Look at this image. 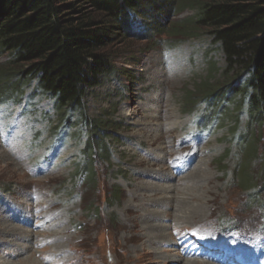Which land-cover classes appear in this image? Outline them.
Returning a JSON list of instances; mask_svg holds the SVG:
<instances>
[{
	"label": "rangeland",
	"instance_id": "obj_1",
	"mask_svg": "<svg viewBox=\"0 0 264 264\" xmlns=\"http://www.w3.org/2000/svg\"><path fill=\"white\" fill-rule=\"evenodd\" d=\"M193 7L166 14V30L195 16ZM108 52L132 76L109 77L81 112L58 110L34 82L26 83L23 95L14 92L0 102V262L264 264V125L255 123L235 94L197 105L195 100L193 110L188 105L201 96L210 65H225L209 33L149 37L141 30L120 38ZM23 67L0 55V70ZM210 83L225 90L238 84L220 75ZM100 121L114 126L107 155L87 146L92 123ZM249 135L258 139L250 164ZM90 154L97 179L91 189L79 180ZM178 167L185 168L183 174ZM247 168L256 176V190L237 180L239 169ZM172 173L176 179H166ZM142 184L173 190L145 193ZM144 194L160 204L151 207L154 202L139 198L133 203L138 210L127 212L132 196ZM141 210L173 214L160 221L143 217ZM43 213L53 214L52 230L44 229L49 218ZM188 213L193 217H183ZM156 223L168 225V239L150 246L147 228ZM170 226L177 228L175 235ZM22 229L28 231L21 236ZM167 240L175 243L168 254ZM227 251L245 252L255 262L234 263ZM177 252L183 262L173 260Z\"/></svg>",
	"mask_w": 264,
	"mask_h": 264
},
{
	"label": "trees",
	"instance_id": "obj_2",
	"mask_svg": "<svg viewBox=\"0 0 264 264\" xmlns=\"http://www.w3.org/2000/svg\"><path fill=\"white\" fill-rule=\"evenodd\" d=\"M180 1V2H178ZM0 0V55L8 54L13 67L0 70V102L14 92L23 95L26 83H35L62 112L83 111L86 99L109 77L130 71L118 69L108 48L120 38L141 30L146 36L173 38L206 30L222 52L225 65H210V78L203 84L200 97L190 98L189 108L198 102H215L218 96H239L256 124L264 125V0ZM193 7L195 16L169 30L163 23L166 14L178 7ZM142 20V21H139ZM220 75L224 82L214 88L210 82ZM239 86V88H237ZM192 101V102H191ZM190 102V103H189ZM109 121L91 125L89 148L108 154L107 141L114 139ZM253 136V135H252ZM250 138L246 160L257 158L258 139ZM248 142V144H249ZM80 174L87 188L96 187L93 155ZM239 183L255 187L250 168L239 169ZM245 186V185H244ZM256 190V188H255ZM258 190V188H257ZM114 193L115 206L118 200ZM93 211L97 207L90 205Z\"/></svg>",
	"mask_w": 264,
	"mask_h": 264
},
{
	"label": "bare ground",
	"instance_id": "obj_3",
	"mask_svg": "<svg viewBox=\"0 0 264 264\" xmlns=\"http://www.w3.org/2000/svg\"><path fill=\"white\" fill-rule=\"evenodd\" d=\"M159 136H161V135H159ZM157 137V138H160V137ZM166 147V146H165ZM166 151H160L159 153H161V154H164ZM162 157V156H161ZM161 157H159V158H161ZM178 169H179V167H178ZM185 170V168H183V170H180L179 169V171H182V172H180V174H183V171ZM175 176H178V175H175V174H173L172 173V175H169L166 179H168L169 180V177L170 178H174V179H176V177ZM151 177H153V175L151 176ZM182 180V179H181ZM139 188L140 189H142L143 191H145V193L146 192H148L150 189H155L156 191H160V190H163V191H165V192H167V191H169V190H173V187L172 186H167V185H161V186H159V185H157V186H153V185H146V184H142L141 186H139ZM139 198H141L142 200H144V199H149V197L148 196H146V194H144V195H139L138 197H135V196H132V198H131V200H130V202L129 203H127L126 204V206H125V209H126V211L127 212H130V211H132V210H136L137 208L133 205V203L136 201V200H138ZM149 202H154V204H151L150 206L151 207H153V206H156L155 204H160V202L159 201H155V200H150L149 199ZM146 205V204H145ZM157 207H161L160 205H157ZM167 207H169L168 205H167ZM162 209V208H161ZM138 210V209H137ZM142 211V213H143V217H145V218H147V217H156L157 219H159L160 221L161 220H165V219H168L167 217H169L170 215H172L173 213H167V212H158V211H156V210H146V211H144V210H141ZM165 211H167V210H165ZM44 215H46V216H48V220H47V222H49V223H46L45 222V220H43V224H44V229L45 228H49V229H51L52 230V227H49L52 223H53V221H55V219L53 218V214H48V213H43ZM36 218H37V216H35ZM131 217V216H130ZM183 217H185V218H189V217H193V215L190 213H188V214H185V215H183ZM18 218V217H17ZM12 220H14L15 218H14V216H12V218H11ZM137 220H138V218H137ZM134 221V220H133ZM146 221H148V219L146 220ZM163 222V221H162ZM54 223H57V224H55V225H58V223L59 222H54ZM128 223V222H127ZM131 223V222H130ZM137 223H139L138 221H137ZM171 225H172V223H170ZM138 225V227L139 228H142L141 227V225H140V223L139 224H137ZM52 226V225H51ZM167 228H168V225H163V224H161V223H156V224H152V225H150V226H148V230L149 231H151L150 233L151 234H148V241L151 243L150 244V246H153V245H157V244H159V243H161V242H165L166 241V238H167V236H168V233H166V230H167ZM170 228H172V229H174V235H175V233L177 232V228L176 227H172V226H170ZM13 231H12V233L11 234H13V233H15L16 232V229H15V227H13V229H12ZM20 232H19V234L22 236L23 234H26V232L28 231H25V230H19ZM6 235H2L1 237H5ZM129 239V238H128ZM168 239V238H167ZM168 241V240H167ZM168 246H170V248H169V250H168V252H167V254L170 252V251H175V249L172 247L175 243L174 242H169L168 241ZM9 244V243H8ZM162 244V243H161ZM167 244V243H166ZM147 245V244H146ZM3 246V244H0V251H2L3 252V249H1V247ZM158 246V245H157ZM143 248V247H142ZM154 248V247H153ZM146 250V249H145ZM180 252V251H179ZM147 255V254H146ZM174 255V257H173V260H176V261H178V262H183V256L180 254V253H174L173 254ZM242 256H247V259L248 260H250V256H248V254H242ZM171 257V256H170ZM180 260V261H179ZM1 263V262H0ZM1 264H7V261H3ZM186 264V263H185ZM188 264H198V263H196V262H192V263H188Z\"/></svg>",
	"mask_w": 264,
	"mask_h": 264
}]
</instances>
